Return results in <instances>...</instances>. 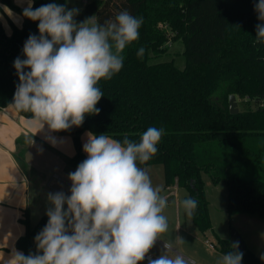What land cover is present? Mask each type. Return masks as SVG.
Instances as JSON below:
<instances>
[{
	"label": "trees",
	"instance_id": "obj_1",
	"mask_svg": "<svg viewBox=\"0 0 264 264\" xmlns=\"http://www.w3.org/2000/svg\"><path fill=\"white\" fill-rule=\"evenodd\" d=\"M68 0H33V8ZM258 0H91L74 17L77 23L96 17L98 23L114 18L123 10L143 18L139 39L126 46L121 71L110 80L99 81L104 96L96 105L98 115L88 114L81 126L53 131L71 136L76 150L73 167L87 159L81 136L85 132L106 134L122 142L125 135L135 142L148 127L163 128L157 153L146 164L162 165L165 188L178 184L187 198L198 201L191 217L197 229H212L203 174L214 184L228 189L229 216L252 215L264 218V44L255 43ZM18 12L21 28L11 35L0 23V111L13 103L20 82L14 61L25 59L23 46L30 34L39 35V21L23 17V9L11 0H0ZM1 8V7H0ZM166 27V28H165ZM173 40H182L185 67L175 61L155 62L169 51ZM143 47V57L137 56ZM25 72L30 69L25 68ZM235 95L242 108L230 111ZM238 103V102H237ZM33 119L28 112H18ZM21 223L25 234L17 249L35 253V236L48 217L31 226L28 211ZM223 254L232 251L229 239H219ZM241 251V250H239ZM245 264H264L246 247Z\"/></svg>",
	"mask_w": 264,
	"mask_h": 264
},
{
	"label": "clouds",
	"instance_id": "obj_2",
	"mask_svg": "<svg viewBox=\"0 0 264 264\" xmlns=\"http://www.w3.org/2000/svg\"><path fill=\"white\" fill-rule=\"evenodd\" d=\"M32 5L33 0H27L22 15L39 21V35H29L23 46L26 58L14 61L20 82L9 107L31 113L37 130L45 124L52 131L79 127L86 115L99 114L96 105L104 94L97 85L121 71L122 53L139 39L143 18L123 10L102 24L96 17L77 23L78 8ZM0 7L12 15L6 5ZM254 10L260 21L254 42L264 44V0H258ZM144 53L141 47L137 56ZM164 133L163 128L148 127L138 142L127 135L120 142L106 134L87 133L83 144L87 159L68 174L70 195L48 193V222L34 238L37 251L25 255L13 250L7 264H141L146 257L147 264H191L166 241L163 254L148 257L168 231L163 213L170 202L161 195L162 186L153 185L148 169L139 165L157 153ZM181 204L190 219L198 201L188 197ZM231 248L216 264H241L239 242ZM260 258L264 260V254Z\"/></svg>",
	"mask_w": 264,
	"mask_h": 264
},
{
	"label": "crops",
	"instance_id": "obj_3",
	"mask_svg": "<svg viewBox=\"0 0 264 264\" xmlns=\"http://www.w3.org/2000/svg\"><path fill=\"white\" fill-rule=\"evenodd\" d=\"M12 2L16 6L20 2L27 7V0ZM11 13L9 15L0 8V23L8 35L12 34L13 26L21 28L23 25V19L15 16V12ZM87 133L89 132L81 136L82 147L87 141ZM75 155L71 136L54 134L47 124L37 130L33 119L24 118L13 108L7 107L0 111V264H7L13 250H18L17 240L26 232L20 221L26 211L31 226L34 227L41 218L47 217L46 210L51 206L47 199L48 193L63 191L70 195L71 181L68 174L76 170L71 164ZM85 155L87 156L86 153ZM39 157L44 160L48 158V163ZM145 168L149 171L153 185L162 186L161 195L170 202L163 213L168 218V231L156 241L149 253L156 258L163 254V244L166 241L172 242L175 249L188 258L191 264H216L223 254L219 239L229 238L215 233L210 204L212 229L202 233L194 225L192 218L186 216L182 207L181 201L187 198V192L180 189L178 184L165 188L162 165ZM64 207L66 210L67 206ZM178 237L184 242L181 243ZM213 241L217 244L212 243ZM168 254L173 255L172 252ZM141 264L147 263L142 261Z\"/></svg>",
	"mask_w": 264,
	"mask_h": 264
},
{
	"label": "rangeland",
	"instance_id": "obj_4",
	"mask_svg": "<svg viewBox=\"0 0 264 264\" xmlns=\"http://www.w3.org/2000/svg\"><path fill=\"white\" fill-rule=\"evenodd\" d=\"M90 1L91 0H68V6L69 9L78 8L81 10ZM16 4L18 5L17 7L22 9L24 8V5H22L20 2ZM11 11L15 12V16L22 19L18 12L13 11L12 9ZM168 35L169 42L166 44V46L169 47L168 53L159 59H155L154 61L166 62L173 60L175 61L177 67L182 69L186 64L183 42L181 39L173 40L174 34H172L170 31ZM237 102L240 111L242 106L239 103L241 101L237 99ZM39 159L44 160L43 157H39ZM47 159L48 158H45L44 160L46 164L48 163ZM203 178L205 180V190L207 200L210 204V212L212 215V223L215 233L221 237L230 238L231 231L234 229L237 230L245 241L246 246L254 251L259 257H261V255L264 254V219L246 214L230 217L227 212V185L224 182L214 184L207 174H203ZM215 239L216 237H214V240ZM212 243L217 244L214 241ZM241 264H245L244 259H242Z\"/></svg>",
	"mask_w": 264,
	"mask_h": 264
},
{
	"label": "water",
	"instance_id": "obj_5",
	"mask_svg": "<svg viewBox=\"0 0 264 264\" xmlns=\"http://www.w3.org/2000/svg\"><path fill=\"white\" fill-rule=\"evenodd\" d=\"M230 111L232 114H238L239 111V107H238V103H237V98L235 95H231L230 97ZM230 244L232 245L233 242H239V249L241 251H244L246 249V244L245 241L243 240V238L241 237V235L239 234V232L237 230H232L231 231V235L229 238Z\"/></svg>",
	"mask_w": 264,
	"mask_h": 264
},
{
	"label": "built area",
	"instance_id": "obj_6",
	"mask_svg": "<svg viewBox=\"0 0 264 264\" xmlns=\"http://www.w3.org/2000/svg\"><path fill=\"white\" fill-rule=\"evenodd\" d=\"M259 105L260 106H264V98L259 102ZM148 257H150V258H156L153 254H151V253H149L148 254ZM144 262H146L147 263V257H146V259L144 260Z\"/></svg>",
	"mask_w": 264,
	"mask_h": 264
}]
</instances>
